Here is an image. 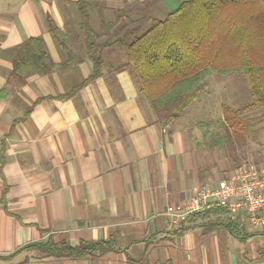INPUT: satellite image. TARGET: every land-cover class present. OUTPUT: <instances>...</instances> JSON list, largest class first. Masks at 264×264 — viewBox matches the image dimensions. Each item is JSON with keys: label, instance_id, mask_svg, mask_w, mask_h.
I'll use <instances>...</instances> for the list:
<instances>
[{"label": "crops", "instance_id": "crops-1", "mask_svg": "<svg viewBox=\"0 0 264 264\" xmlns=\"http://www.w3.org/2000/svg\"><path fill=\"white\" fill-rule=\"evenodd\" d=\"M87 1L91 26L112 42L183 0ZM48 16L68 35L70 53ZM80 23L77 0H0V255L17 251L0 264H264V228L213 201L178 224L167 214L184 210L196 186L242 165L227 150H208L186 114L217 74L166 121L121 66V47H106L100 74L88 80L98 53H88ZM32 37L48 56L45 71L18 78L19 47ZM105 240L113 248L79 257L25 248Z\"/></svg>", "mask_w": 264, "mask_h": 264}, {"label": "trees", "instance_id": "trees-1", "mask_svg": "<svg viewBox=\"0 0 264 264\" xmlns=\"http://www.w3.org/2000/svg\"><path fill=\"white\" fill-rule=\"evenodd\" d=\"M77 4L88 53H98L88 80L100 74L103 50L118 46L127 57L121 66L130 68L151 108L166 121L181 115L213 74H237L246 81L251 102L235 112L263 109L264 113V0H183L164 19L154 17L146 29L130 30L112 42L106 40V31L97 34L91 26L89 1L77 0ZM47 22L54 40L70 53L68 35L50 16ZM19 49L23 56L14 65V76L44 73L48 56L40 38L28 39ZM224 122L221 118L197 123L208 150L221 149L232 140L217 129ZM34 246L57 257L113 248L108 240L83 241L77 247L31 243L25 248Z\"/></svg>", "mask_w": 264, "mask_h": 264}, {"label": "rangeland", "instance_id": "rangeland-1", "mask_svg": "<svg viewBox=\"0 0 264 264\" xmlns=\"http://www.w3.org/2000/svg\"><path fill=\"white\" fill-rule=\"evenodd\" d=\"M202 95L204 102H195L186 110L188 120L216 121L223 116L225 122L217 129L230 134L232 140L226 142L222 149L240 164L260 161L264 151L263 109L235 112L251 102V93L244 78L237 74L215 75L207 82Z\"/></svg>", "mask_w": 264, "mask_h": 264}, {"label": "built area", "instance_id": "built-area-1", "mask_svg": "<svg viewBox=\"0 0 264 264\" xmlns=\"http://www.w3.org/2000/svg\"><path fill=\"white\" fill-rule=\"evenodd\" d=\"M212 201L233 217H240L245 226L264 228V151L260 161L244 163L226 178L196 186L184 210L177 211L169 206L167 214L178 224L211 205Z\"/></svg>", "mask_w": 264, "mask_h": 264}]
</instances>
